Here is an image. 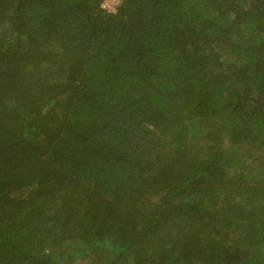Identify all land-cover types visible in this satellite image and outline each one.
<instances>
[{
	"label": "trees",
	"instance_id": "trees-1",
	"mask_svg": "<svg viewBox=\"0 0 264 264\" xmlns=\"http://www.w3.org/2000/svg\"><path fill=\"white\" fill-rule=\"evenodd\" d=\"M0 0V264H264V0Z\"/></svg>",
	"mask_w": 264,
	"mask_h": 264
},
{
	"label": "built area",
	"instance_id": "built-area-1",
	"mask_svg": "<svg viewBox=\"0 0 264 264\" xmlns=\"http://www.w3.org/2000/svg\"><path fill=\"white\" fill-rule=\"evenodd\" d=\"M107 2L110 3L111 8H108V7L105 6V4H106ZM118 2H119V0H105L104 3H103V8H105V9H106L107 11H109V12H112V11L114 10L115 5H117ZM108 3H107V4H108Z\"/></svg>",
	"mask_w": 264,
	"mask_h": 264
},
{
	"label": "rangeland",
	"instance_id": "rangeland-1",
	"mask_svg": "<svg viewBox=\"0 0 264 264\" xmlns=\"http://www.w3.org/2000/svg\"><path fill=\"white\" fill-rule=\"evenodd\" d=\"M107 3H108V2H107ZM107 3L105 4V6L108 7V8H111L110 3H108V4H107Z\"/></svg>",
	"mask_w": 264,
	"mask_h": 264
}]
</instances>
